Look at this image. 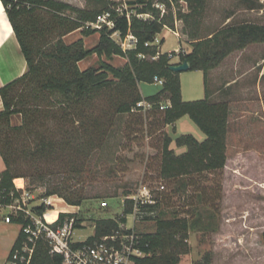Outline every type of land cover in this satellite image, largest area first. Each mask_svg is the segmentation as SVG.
<instances>
[{
  "label": "trees",
  "instance_id": "16d2710c",
  "mask_svg": "<svg viewBox=\"0 0 264 264\" xmlns=\"http://www.w3.org/2000/svg\"><path fill=\"white\" fill-rule=\"evenodd\" d=\"M1 1L26 60L27 71L0 89L3 105L0 110V158L4 165L0 172V208L22 204L24 191L16 188L15 181L23 178H36L46 184V197L57 196L67 205L81 206L85 201L83 194L72 191L67 195L62 187L70 188L71 178H81L87 173L91 155L103 148L117 117L127 116L140 124L152 118L149 126L166 127L188 116L206 138L199 142L189 134L176 137L175 146L185 147L186 151L175 154L170 148L172 138L163 136L157 151V175L165 184H159L164 190H156L155 204L141 207L142 220L154 222L155 230L139 232L140 248L145 256L134 259L133 263L178 264L180 257L190 251L189 231L199 227L202 220L195 218L198 205L211 201L207 191L212 187L211 194L216 193V200L219 199L227 161L229 103L211 101L208 74L230 54L251 45L264 44V25L250 22L226 25L203 39H195L193 32L194 42L189 53L162 54L158 46L145 44L153 43L164 27L172 29L174 21L172 13L159 18L154 0L130 2V5H141L136 15H150L151 20L136 15L129 19L125 15L119 16L115 12L116 4L108 0H95L97 6L91 9L57 0ZM158 1L170 6L169 0ZM171 1H184L189 12L181 14L177 11L176 17L197 27L207 0ZM103 12L111 13L114 27L99 30L100 37L94 48L84 49L81 40L70 44L64 42L65 36L80 29L84 23L93 22ZM91 33L94 30H82L84 36ZM114 33H119L121 38L130 34L136 40L135 46L122 50L112 39ZM93 53L107 58L120 56L126 63L121 68L101 63L98 68L80 70L79 62ZM156 53H159L156 60L147 59ZM139 55L145 58H139ZM175 56L179 58V64L188 63L189 71L203 73V99L182 100L179 73L170 70L171 59ZM155 77L163 80V86L154 95L143 98L139 84H154ZM142 101L150 102L152 108L143 112L137 106ZM164 102L169 105L160 110V104ZM16 116L20 117V124L14 125L12 120ZM57 176H62L58 184L50 185L51 178ZM212 181L215 184L210 186L208 182ZM176 197L184 204L177 206L167 218L162 208L168 207L167 204ZM183 207L190 210L183 211ZM49 209L40 204L31 212L42 216ZM210 209L212 214H208V219L217 218L218 210ZM131 213L132 205L127 200L123 215ZM64 216L60 213L58 220L62 221ZM9 217L20 226L12 252L24 240L22 230L30 219L20 210ZM125 221L124 217L96 220L94 235L98 238L110 234ZM199 228L207 229L205 226ZM217 230L216 225L211 231ZM31 264H60V257L51 256L47 243L39 241ZM197 264H211L210 257L205 256Z\"/></svg>",
  "mask_w": 264,
  "mask_h": 264
},
{
  "label": "rangeland",
  "instance_id": "374dc122",
  "mask_svg": "<svg viewBox=\"0 0 264 264\" xmlns=\"http://www.w3.org/2000/svg\"><path fill=\"white\" fill-rule=\"evenodd\" d=\"M65 1L78 8L91 9L97 6L95 0ZM169 1L170 6H166L158 0H154L159 18L172 13L174 21L172 29L164 27L162 34L155 37L157 41L161 36L164 38L162 52L170 53L176 48H184L186 43L189 46L187 48L189 53L194 42L191 38L193 32L195 39H203L226 25L243 22L264 25V0H207L197 27L191 22L183 23L176 17L177 11H180L181 14L189 12L184 1L177 3ZM108 2L116 4V7L126 4L122 9L127 10L130 15H136L137 10L141 8V5L138 4L130 5V2L136 1L108 0ZM113 7L111 6V8ZM144 18L152 19L150 15ZM82 30L86 29L82 26L65 36L64 42L70 44L81 40L84 49L94 48L100 37L99 30H94V33L89 36H84ZM168 30L177 32L179 38ZM112 39L122 50L125 48L121 46L124 43L125 50L133 48L129 46L131 42L128 40L124 42V38H121L120 34L112 36ZM158 43L159 41L155 42L154 46H158ZM256 48V50H261L260 47ZM261 48L263 50V47ZM158 51H160L159 47ZM179 52L181 51L179 50L177 53ZM101 63L121 68L126 63V59L120 56L107 58L104 55L93 53L79 62L78 66L80 70H85L90 67L98 68ZM232 72L234 73V71ZM242 73L244 75L238 83L242 87L241 89L234 88L227 96L220 94L215 97L220 101L228 102L229 107L232 103V114L226 140L227 161L221 177L222 190L220 196H217L219 199L216 200V193L212 195L213 187L210 188L207 194H210L211 201L206 205H198V213L195 218H202L198 226L201 228L205 226L209 229L197 227L189 231L190 251L182 264H189V262L197 264L205 256L210 257L214 264H250L247 261L248 253H253L255 244L264 239V82L261 81L260 90L257 86V77L253 72H249L248 69ZM179 80L182 98L187 99L183 101L204 98L202 73L197 71L181 72ZM209 80L208 78L207 87L212 90L213 85ZM223 80L224 77L219 79L220 84L223 83ZM159 90L160 87L154 84H139V91L143 98L154 95ZM149 121H152V118ZM149 121L140 124L127 116L117 117L109 130L103 148L91 155L87 173L81 178H69L70 188L62 187V191L67 195L73 191L81 192L85 197L77 216L85 221L86 226H93L96 220L102 218L120 217L122 199L127 195L137 194L142 183L148 185L153 191L155 190V196L159 184L165 185L157 175L159 165L157 151L161 146L163 136L171 134L173 137L175 132L167 126L160 127L153 124L149 126ZM12 124H20V117H14ZM177 130L179 134L192 135L199 142L206 138L188 116L178 122ZM171 146L173 145H170V148ZM23 165L25 166V164ZM60 178L62 176L51 178L50 185L56 186ZM17 181H21L20 186L30 194V199H25L28 210L32 211L33 207L40 205L48 198L45 196L46 184L43 185L36 178L16 180V184ZM208 184L212 186L215 183L212 181ZM51 197L56 198L57 196ZM103 200L108 203V207L99 209V203ZM183 204L182 199L173 198L167 204L168 207L162 208V212L168 218L169 214L177 209V206ZM63 207L65 206H55L58 209ZM210 207L218 210L217 218L208 219V214H212ZM182 210L190 209L183 207ZM14 211V209L11 211L3 209L4 214ZM216 225L218 230L212 232V228ZM135 229L138 232L151 233L155 230L154 222L135 223ZM183 257L185 256L182 255L180 260Z\"/></svg>",
  "mask_w": 264,
  "mask_h": 264
},
{
  "label": "built area",
  "instance_id": "2783aa9c",
  "mask_svg": "<svg viewBox=\"0 0 264 264\" xmlns=\"http://www.w3.org/2000/svg\"><path fill=\"white\" fill-rule=\"evenodd\" d=\"M121 6H118L115 12L119 16L125 15L129 19L131 16L129 12L122 9L126 4H122ZM136 16L140 19L149 17V15L143 14ZM113 27L114 20L110 12H103L93 22H86L83 25V28L86 30H101L103 28L110 30ZM117 34L119 33H114L112 36ZM127 40L131 42L130 47L135 46L136 40L133 36L127 35L124 38V42ZM155 42H158L157 39H154L153 43L145 45L154 46ZM121 46L125 47L123 48L124 50L126 49L125 43ZM158 55L159 53H156L154 57L147 59L156 60ZM139 58L145 57L139 55ZM153 83L160 87L163 86V80L156 77L153 79ZM168 105L169 102H164L160 104L159 109L163 110ZM137 106L143 112L152 108V104L146 101L139 102ZM15 186L17 189L23 190V187L16 183ZM156 190L162 191L164 190V186L159 185ZM154 192L155 190L153 191L148 185L142 183L137 194L125 196L121 201L120 217L117 218L124 217L126 221L124 223L120 222L118 228L110 234L97 238L94 235L95 224L88 227L85 221L77 216L81 209L79 208L80 206L67 205L63 199L56 197L62 200L66 206L62 208L64 209L62 214H65V216L62 221H59L57 216L49 220L47 217L49 212H56L58 209L51 203L52 197H48L41 203L50 207V209L43 213L42 216H36L32 214L31 210L27 209L25 199H30V194L24 191L21 199L22 204H18L17 207L9 206L8 208L24 212L29 217L30 223L23 228L24 240L19 247L10 253L6 264H31L39 241L47 243L51 256L60 257V264H133L134 259L145 256V253L140 248L141 240L139 232L135 229V223H145L142 220L144 213L141 211V207L155 204ZM127 200L131 202L132 213L124 216L122 208L124 209ZM98 207L99 209H106L108 203L103 200L99 203ZM4 221L9 223L10 217L6 216Z\"/></svg>",
  "mask_w": 264,
  "mask_h": 264
},
{
  "label": "crops",
  "instance_id": "0c3cea01",
  "mask_svg": "<svg viewBox=\"0 0 264 264\" xmlns=\"http://www.w3.org/2000/svg\"><path fill=\"white\" fill-rule=\"evenodd\" d=\"M57 1H61L71 5V3L65 0H57ZM162 32L163 31H161L160 34H162ZM170 32H172L177 38H179V34L177 32H173V31ZM161 40H163L164 43V38L162 36L158 40L159 41L158 47L160 52L162 54H165L166 52H162L163 43L160 44ZM188 47H189L188 44L185 43L184 48H179V49L176 48L174 49V51L166 54H171L173 52L177 53V51L179 50L181 52L188 53L187 52ZM256 47H260L261 50H256L257 49ZM261 47H263V50ZM171 64L178 65L179 58L177 56L173 57L171 59ZM248 69L249 72H253L254 75H256L257 86L258 89L261 90L260 87L261 81L264 82V44L251 45L241 51H236L230 54L227 58L224 59V61L217 68L209 72L208 78L210 79L209 80L210 83H212L213 85L212 90L208 88L210 99L212 100L215 97L219 96L220 94L227 96L234 88L241 89L242 87H240L238 83L244 75V73L242 72ZM26 71H27L26 60L23 56V53L21 51L20 45L13 31V28L9 22L5 7L2 1L0 0V89L6 86L7 84L21 78ZM232 71H234V73ZM197 72L202 73L201 71H197ZM228 73H230V75H228ZM221 77H224V80L223 83L220 84L219 79ZM202 83H203V73H202ZM203 90H204V84H203ZM197 94H199V91H197ZM204 97H205V90H204ZM182 100H187V99L182 98ZM213 101L218 102L220 100L215 98ZM2 107H3L2 101L0 99V110H2ZM229 108H231L229 115V121H230V117L232 114V103H230ZM182 118L176 121L173 126L172 125L167 126L172 131L174 129L175 132L173 133L174 136L172 137L170 134V137L173 140L171 144L173 146H171V149H173L174 152L177 154H182L183 150L184 152L186 151L185 147L178 148L174 144V140L176 137L180 135H186V134H179L177 130V124L180 120H182ZM3 169H4V165L0 158V172ZM51 203L56 207H58L59 205L65 206L62 200L54 197H52ZM5 208L11 211V208L8 207ZM5 208H0V264H6L11 249L20 231L19 225L15 224L12 221H10L9 223H6L4 221V218L6 216H11L15 213L14 211L11 213L4 214L3 209ZM56 212L55 211L49 212L48 216H51V220L54 219L55 216L59 217V214L63 213L64 209H57ZM184 256L185 257H183V259H181L178 264H182V262H184L187 259L188 254ZM247 261L250 264H264V239L262 240V242L255 244L253 253H248ZM189 264H193V263L189 262ZM211 264L214 263H212L211 261Z\"/></svg>",
  "mask_w": 264,
  "mask_h": 264
},
{
  "label": "water",
  "instance_id": "95a60500",
  "mask_svg": "<svg viewBox=\"0 0 264 264\" xmlns=\"http://www.w3.org/2000/svg\"><path fill=\"white\" fill-rule=\"evenodd\" d=\"M170 70L174 73L186 72L189 71V65L186 61H184L178 65H171Z\"/></svg>",
  "mask_w": 264,
  "mask_h": 264
},
{
  "label": "bare ground",
  "instance_id": "6f19581e",
  "mask_svg": "<svg viewBox=\"0 0 264 264\" xmlns=\"http://www.w3.org/2000/svg\"><path fill=\"white\" fill-rule=\"evenodd\" d=\"M17 184L20 185L21 184V181H17ZM52 212V211H51ZM47 217L49 218V220H51V216H48Z\"/></svg>",
  "mask_w": 264,
  "mask_h": 264
}]
</instances>
